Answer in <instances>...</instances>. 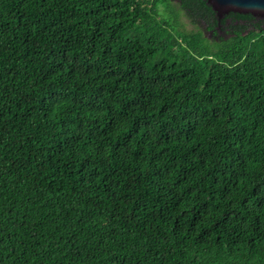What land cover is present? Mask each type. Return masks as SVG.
<instances>
[{"label":"trees","instance_id":"1","mask_svg":"<svg viewBox=\"0 0 264 264\" xmlns=\"http://www.w3.org/2000/svg\"><path fill=\"white\" fill-rule=\"evenodd\" d=\"M0 264H264V19L0 0Z\"/></svg>","mask_w":264,"mask_h":264},{"label":"water","instance_id":"2","mask_svg":"<svg viewBox=\"0 0 264 264\" xmlns=\"http://www.w3.org/2000/svg\"><path fill=\"white\" fill-rule=\"evenodd\" d=\"M219 22L228 13L252 15L264 19V0H205Z\"/></svg>","mask_w":264,"mask_h":264},{"label":"flooded vegetation","instance_id":"3","mask_svg":"<svg viewBox=\"0 0 264 264\" xmlns=\"http://www.w3.org/2000/svg\"><path fill=\"white\" fill-rule=\"evenodd\" d=\"M206 34L208 35L209 38H212L214 36V32L213 31H209ZM218 36H220V37L222 36V38H227L229 35L227 34V32H223V30H222V31H218Z\"/></svg>","mask_w":264,"mask_h":264},{"label":"rangeland","instance_id":"4","mask_svg":"<svg viewBox=\"0 0 264 264\" xmlns=\"http://www.w3.org/2000/svg\"><path fill=\"white\" fill-rule=\"evenodd\" d=\"M167 14V13H166ZM168 15V14H167ZM182 16H183V14H182ZM182 21H184V23L186 24V29L187 30H196L197 28L196 27H194L192 24H190L189 23V21L187 20V18H185V17H182ZM207 37H208V35L207 34H205Z\"/></svg>","mask_w":264,"mask_h":264}]
</instances>
